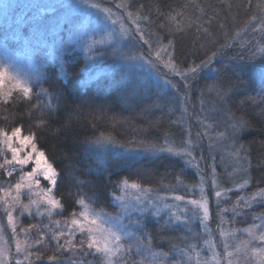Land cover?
<instances>
[{"label": "trees", "instance_id": "1", "mask_svg": "<svg viewBox=\"0 0 264 264\" xmlns=\"http://www.w3.org/2000/svg\"><path fill=\"white\" fill-rule=\"evenodd\" d=\"M102 2L113 10L124 8L134 15L139 13L141 17L148 16V21H138L145 38L154 48L159 47L158 40L164 45L171 40L172 46L168 51L180 69L198 64L216 51L219 45L230 43L231 47L225 48L224 54L217 56L212 66L219 67L221 63L228 65V76L235 79L239 75L240 79L246 81L243 88L247 95L255 96L261 90L259 78L252 71L254 66H258L259 60L252 62L239 59L240 56L248 57L249 48L260 40L261 34L251 31L257 22H250L251 16L259 15L258 0ZM117 4L125 7H117ZM170 12L182 13V16H177L180 21L178 27L182 30H177V26L167 20ZM123 15L126 20V12H123ZM126 24L130 25L128 22ZM161 24L166 27L161 28ZM205 29L207 31H204ZM252 50L255 51L254 48ZM69 54L62 55L66 61L63 73L52 61L40 65V80L34 85L30 100L25 99L23 94L16 90H9L11 96L0 95V129L11 132L14 127L20 126L24 135L35 132L38 147L54 161L60 172V179L53 194L61 199L63 209L52 215L51 223L47 224L48 228L43 227L44 219L38 221L25 216L21 220V228L26 227L25 235L33 245L26 249L31 255L25 257L27 260L24 264H54L47 259L51 255L60 256L61 264H72L83 256L79 247L75 254L63 249L57 251V241L52 239L54 233L62 231V227H56V222L58 221L60 226L63 221L65 227L68 218H71L74 212L78 213L80 206L76 200L79 196L94 201L95 209L102 208L115 214L118 206L114 204L112 197L113 194H119L116 186L123 179L135 181L161 193L167 188L194 185L199 177L194 168L186 167L184 161L175 156L161 154L136 157L132 154H117L108 148H97L89 143L101 132L111 133L117 144L124 143L122 148L132 151L141 149L136 143L139 140L163 143L165 133L176 141L185 139L191 127L192 115L188 112L184 123H172L180 115L177 112L179 105L175 101L186 91L184 85L174 79L171 80L177 85L174 90L161 91L153 86L144 87L136 83L131 72L123 73L121 67L110 68L109 72L88 79L83 73V57L76 51ZM231 57L237 59L231 60ZM213 78L214 73L205 69L191 81L192 85L190 84L187 91L194 94V99L199 96L201 98L200 90L206 83H211ZM41 88L47 89L57 97L52 100V104L57 106L56 111L43 108L48 98L35 95ZM207 94L209 93H205L203 97ZM5 99L7 103L4 102ZM239 100V96L234 97L228 108L237 115L245 114L252 122L251 127L239 133L237 139V145L243 144L249 150L252 160L251 181L246 194L264 188V163H261L264 160V119L257 115V108L250 103L240 106ZM37 104L40 107L33 108V105ZM169 107L175 111L169 112ZM146 108L148 111L144 112ZM39 120L46 121L47 127L37 128L36 122ZM128 141L132 143H126ZM3 173L4 170L0 169V181L3 179ZM70 174L84 183L78 185L71 181ZM177 177L180 183L177 182ZM237 196L238 193L233 194L231 199L236 200ZM253 208L258 217L264 216V202H259ZM30 225L35 227L29 229ZM143 231L152 236V251L168 252L173 244H179L182 237L178 228H166L161 231L160 224L148 218L144 220ZM42 233L44 239L40 244H35ZM63 238L59 243H63ZM79 241L80 237L76 236L77 245ZM84 250L87 251L86 244ZM131 259H128L127 264ZM84 260L91 261V264H100L101 258L90 254L84 257Z\"/></svg>", "mask_w": 264, "mask_h": 264}, {"label": "snow or ice", "instance_id": "2", "mask_svg": "<svg viewBox=\"0 0 264 264\" xmlns=\"http://www.w3.org/2000/svg\"><path fill=\"white\" fill-rule=\"evenodd\" d=\"M82 3L85 7L97 11L96 25L100 24L101 17L99 14H102V18L105 22L110 21L111 25L109 26L108 23H105L102 27H94L92 19H88L87 24L82 25V27L87 30L85 35L88 42L84 45V51L89 53V60H93L99 53V49L95 47L97 45H112L114 43L118 44L122 40L135 39V36L118 17L113 19L115 14L110 8H101L96 0H82ZM117 7L125 6L117 4ZM257 8L259 15L254 14L251 16L250 22H257L255 27H252L251 31L253 33H260V40L249 48L248 57H239L240 60L248 59L252 62L259 60L258 66H254L252 69L255 76L259 78L261 85V90L255 96L245 94L243 85L246 84V81L240 79L239 75H237L235 79L227 75L228 65L221 63L219 67L212 66L217 56H222L224 54L223 50L227 47H231L230 43L219 45L216 51L206 56L205 59L201 60L198 64L189 65L184 69H180L178 65L173 62L172 54L168 51L172 46L171 40H169L167 45L162 44L160 40H158V49L154 53L150 51V55H155L156 61L163 63L164 67L169 68L173 75L179 76L181 80L184 81L185 89H189L191 81L196 79L205 69L214 73L212 82L206 83L200 90L201 97H203L205 93L213 94L219 102V106L215 110L222 112L224 117H226V121L224 130L215 133V139L210 143L209 147L212 149L214 145L224 146L229 150V155L235 160L236 167L234 172L241 173V182L235 185L236 190L239 191H242L250 184L252 160L250 159L249 150L245 148L243 144L237 146V139L239 133L251 127L252 122L243 113L237 115L236 112L228 108V104L233 101L234 97L239 96L240 106L250 103L253 107L258 109L257 115L261 119H264V0H258ZM126 14L129 21L136 26V34L139 35L140 40L148 44L151 50L152 44L149 40L145 39L140 24L138 23L141 19L148 21L149 17H141L139 13L134 15L130 11ZM160 14L163 15V13ZM177 16H182V13L173 14L170 12L167 20L174 26H177V30H182L178 27L180 21L177 20ZM117 25H119L118 28ZM160 26L161 28L166 27L165 24H161ZM189 26L191 25L189 24ZM204 31H207V29ZM88 32H91V35H88ZM237 35H239V33H237ZM241 47H243V45H241ZM253 48L255 51L252 50ZM63 50L64 49L61 48V51ZM112 51L115 53L117 49L113 47ZM162 53L168 55L169 59L167 61L162 60ZM128 59H135V57H128ZM139 59H144V57L141 56ZM230 59L235 60L237 57H231ZM156 61L147 60V63L151 67L156 68ZM6 77L11 83L12 89L21 92L23 97L29 100L32 98L34 85L39 83L40 80L38 75H28L26 77H20L18 74L11 75L8 68L0 67V95L6 97L12 94L11 91L7 93L3 92ZM165 84L170 85L172 88H177V85L167 78H165ZM35 95L37 97L42 95L48 98L47 103L43 105L45 110L56 111L57 106L52 104V100L57 97L51 92L41 88ZM4 102L7 103V99H5ZM190 102V93L185 91L184 94L179 97V100L175 101V103L179 105L180 115L176 120L172 121V123L180 124L185 122V116L188 114L186 105ZM201 104L203 105V100H201ZM37 107H40V105H33V108ZM143 111L147 112L148 109L146 108ZM174 111V108L169 107V112ZM201 111H203V107ZM197 119L202 124L204 123V121L200 120L199 116H197ZM36 127H47V122L39 120L36 122ZM210 127H212V125L205 124L204 131L205 135L209 136V139H212L208 133ZM89 143L95 145L97 148L104 149L109 145L113 148L125 146L124 143L117 144L111 133L104 132H101L94 140H90ZM126 143L131 144L132 141ZM136 143L145 152L152 154L167 153L170 156L179 157L184 161L185 165H192L193 161L196 160V157L192 155V149L196 145L190 138V131L189 136L181 141L171 139L169 134L165 133L163 143L146 140H139L136 141ZM6 152L11 153V159L7 158ZM21 153H23V155H21ZM0 156L5 157L3 163H0V169H4V175L11 176L13 171L20 172L19 180L14 185L9 184L7 190L0 185V192L4 193V197H10V200L4 198L2 202L3 209L7 215L8 225L11 227L14 235L16 234V220L13 216L14 209L19 208L22 213L28 212L31 215V208L35 207L37 215L44 216L46 214L49 218H51L53 214H56L57 209H63L61 199H58L53 194L60 179V172L55 167L54 161L46 155L44 150L38 147V139L35 132L24 135L20 126L14 127L11 132L0 129ZM261 163H264V160H262ZM29 165H31V170H25L26 166ZM17 166L19 167L17 168ZM257 166L259 167L260 165L258 164ZM9 167H11V171L8 170ZM41 178L47 182L49 185L48 187H44L41 184ZM69 178L78 185L84 183L74 175L70 174ZM177 182L180 183L179 177H177ZM201 183H203V177L201 178ZM212 184L214 188L218 187L215 168H213ZM116 187L120 191V195L113 194L112 197L113 201L118 203L119 206L116 215L113 216L102 208L99 210L95 209L93 207L94 201H91L88 197L79 196L76 203L80 206V212L78 215L75 212L72 214L71 225L68 227V231L64 232L62 230L53 234L52 239L57 241V251L63 249L65 251H72L73 254H75L77 247H79L83 252V256L80 257L79 260L73 261L72 264H91V261L84 260V257L90 254L93 257H101L103 264H127L133 248H135L138 254L143 250L150 255L152 261H150L149 264H192L193 260H195V264H220L221 256L220 253L216 251L218 245L214 242L212 238L213 233L206 223L209 220V207L208 199L203 194V188H201V199L199 201L191 200L188 201V203H191L203 212L202 217H200V225L207 236V238L203 240V243L211 253L210 256L204 258L201 257L199 245L192 243H186L184 248H180L173 244L168 252L152 251V236L143 231L144 220L148 216L156 218L158 224L163 220V223L160 224L161 231L166 228H187L190 231V221L198 216L197 211H193L192 217H189L186 214L187 211H189L188 209H178V205L167 203V197H153L151 195L154 191L152 188L144 187L135 181L130 182L127 179H123ZM13 189L15 190V195L11 194ZM22 190L27 191L25 193ZM224 191L231 192L233 189L227 188L224 189ZM24 194L29 196L28 204L23 203L21 200V196ZM221 195V191L215 192L216 197L219 198ZM33 196L37 198L33 199ZM172 199L175 201H184L185 197L183 195H173ZM258 201L264 202V188H258L256 192L247 197L243 195L238 196L232 208L234 218L235 216L243 215L244 209H250L253 204ZM221 211L227 210L224 209ZM163 214H166V218H164ZM261 218H264V216ZM254 219H256V217H254ZM125 220H128L127 224L124 223ZM223 223L224 220L222 219L221 226L219 227V236L223 241V259L227 260V264H239V257L237 256L235 260L232 259V257L234 253L238 254L241 252H243L245 256L251 252L252 255L260 258V264H264V247L257 248L251 246L252 240H258L261 244H264V225L253 224L244 229L226 230L222 226ZM33 227L35 226L30 225L29 229ZM43 227L48 228L47 225ZM56 227H59L58 221L56 222ZM256 230H259L258 235ZM2 231L3 229L0 228V232ZM21 231L25 230L21 229ZM238 231L246 232L251 239L238 240L236 238V233ZM77 232H79L82 237H85L79 241V245L75 243ZM64 236H67L68 239L65 240L63 244L59 243V240ZM43 239L44 234L42 233L40 239H37L34 243L40 244ZM183 239L188 240L189 238L185 236ZM229 239L234 243L230 244ZM124 240L132 241V243L125 246L123 243ZM85 244L87 251L84 250ZM32 246V243L27 241L22 243L20 240H17L16 252L19 254L24 251L25 247L31 248ZM230 248L233 250L229 251ZM173 252L179 257H182V259L171 260ZM28 255H31V253ZM157 258L159 259L157 260ZM10 259L9 253L5 249L0 248V264H6ZM47 259L50 262H54V264H61L60 256L51 255L48 256ZM16 264H21V261L17 259ZM134 264H144V261L142 259L138 262H134Z\"/></svg>", "mask_w": 264, "mask_h": 264}, {"label": "rangeland", "instance_id": "3", "mask_svg": "<svg viewBox=\"0 0 264 264\" xmlns=\"http://www.w3.org/2000/svg\"><path fill=\"white\" fill-rule=\"evenodd\" d=\"M96 2L100 4L101 8H109L102 0H96ZM111 10L115 14L113 19L118 17L135 36V39L122 40L118 44L114 43L112 45H97L95 47L99 49V53L93 60H89V53L84 51V45L88 42L85 35L87 30L83 28L82 25L87 24L88 19L93 20L94 27H102L105 23H108L109 26L111 25L110 21L105 22L103 20L102 14H99L101 17L100 24L96 25L97 11L85 7L82 0H0V67L8 68L11 75L18 74L20 77L38 75L40 77V65L52 61L60 69L61 73H63V65L66 61L62 55L65 53L70 55L69 53L76 51L83 57V73L88 79H93L94 76L96 77L97 75L104 74V72L107 73L106 71L109 72L110 68L121 67L123 73L124 71L127 73L131 72V75L136 79V83L144 87L153 86L155 89H160L161 91H166L168 89L174 90L170 85L165 84V78L169 80L175 79L176 82L184 85V81L181 80L179 76L173 75L169 68L164 67L163 63L156 61L154 54L150 55V51L154 53L158 47H152L150 50L149 45L140 40L139 35L136 34V26L133 25L128 18H126V20L124 18L123 12L127 13V11H125L124 8L119 9V11L118 9ZM126 22L130 23V25L126 24ZM118 27L119 25H117V28ZM88 35H91V32H88ZM113 47L117 49L115 53L112 51ZM61 48L64 50L61 51ZM141 56L144 57V59H139ZM128 57H135V59H128ZM147 60L156 61L157 67H151L147 63ZM162 60L167 61L168 55L162 53ZM9 90L14 89H12L11 83L6 77L3 92L7 93ZM185 90L187 91L188 89ZM193 97L194 94L190 93L191 102L188 103L186 107L187 112L192 115L189 131L190 138L196 145L192 149V155L196 157V160L193 161L192 165H186V167L194 168L197 171L199 176L198 181L191 186L184 185L183 187L167 188L162 190L161 193L153 191L151 195L153 197H167V203L178 205V209H188L189 211H187L186 214L189 217H192L193 211L198 212V216L190 221V231L187 228H178L182 233V237L179 244L176 245L180 248H184L186 243L198 244L201 250V257L204 258L210 256L211 253L203 243V240L207 238L200 225V217H202L203 212L196 206L188 203V201L191 200L199 201L201 199V188H203V194L208 199L209 207V220L206 223L213 233L212 238L214 242L218 245L216 251L220 253L221 256L220 264H227V260L223 259V241L219 236V227L221 226L222 219L224 220L222 225L223 228L226 230H233L248 228L253 224L264 225V218L258 217L254 212L255 209L253 207H255L259 201L253 204L250 209H244L243 215L235 216L234 218L232 208L237 199L232 200L231 196L238 193V196L243 195L247 197L252 193L249 192L245 194L247 186L242 191L236 190V183L241 182V173L234 172L236 167L235 160L229 155V150L224 146L214 145L212 149L209 147L210 143L215 139V133L223 131L225 127L226 117H224L222 112L215 110L219 106V102L211 93L207 94L206 97L200 98L199 96L195 99ZM201 100H203V105L201 104ZM202 107L203 111H201ZM177 112L180 113L179 110H177ZM197 116L200 117V120L204 121L203 124L198 121ZM205 124L212 125V127L208 129V133L212 139H209V136L205 135ZM189 131H187L186 138L189 136ZM107 148L117 154H132L136 157L140 155L157 156L167 154H152L145 152L143 149L132 151L123 149L122 147L113 148L111 145ZM21 155H23V153H21ZM6 156L8 159H11L10 152H6ZM4 159V156H0V163H3ZM18 167L19 166H17V168ZM213 168H215L218 181V187L216 188H214L212 184ZM8 170L11 171V167H9ZM25 170L30 171L31 165L26 166ZM19 176V171H13L11 176L3 175L0 185L7 190L9 184L14 185L19 180ZM202 177L203 183H201ZM41 184L44 187L49 186L42 178ZM227 188H231L233 191L225 192L224 189ZM22 191L26 193L27 190ZM216 191L222 192L219 198L215 196ZM11 194L15 195L14 189ZM118 195H120V191ZM173 195H183L185 200L175 201L172 199ZM4 198L10 200V197H4V193L0 192V228L3 229V231L0 232V248L5 249L11 257L10 261H7L6 264H16L17 259L21 261V264H24L27 260L25 257L29 254L26 252L28 247H25L24 251L19 254L16 252L17 240H20L22 243L29 241L25 235L27 231L26 227L21 228V220L25 216L38 221L44 219V223L47 225L51 223L52 217L49 218L46 214L44 216L37 215L35 207L31 208V215L28 212L22 213L19 208H16L13 210V216L16 220V234L14 235L11 227L8 225L7 215L3 209L2 201ZM32 198L36 199L37 197L33 196ZM21 200L23 203L28 204L29 196L24 194L21 196ZM114 204L118 206V203L114 202ZM224 209L227 211H221ZM59 210L60 209L56 210V214ZM117 210H119V206ZM79 212L80 209L77 215ZM112 215L114 216L116 213ZM163 215L164 218H166V214ZM254 217H256V219H254ZM147 218L156 221L154 217L148 216ZM71 219L72 217L68 218L65 227L64 222H61L59 226L62 227L61 230L64 232L68 231V227L71 225ZM124 223L127 224L128 220H125ZM162 223L163 220H161L159 224ZM21 229L25 231H21ZM256 231L258 235L259 230ZM76 236L80 237L81 240L82 236L79 232L76 233ZM185 236L189 239L184 240L183 237ZM236 238L238 240L251 239L246 232L242 231L236 233ZM67 239L68 237L64 236L62 242L64 243ZM123 243L127 246V244L132 243V241L124 240ZM229 243L233 244L234 242L229 239ZM251 246L260 248L264 247V244H261L258 240H252ZM232 250V248L229 249V251ZM237 256L239 257V264H260V258L252 255L251 252H249L247 256H245L243 252L238 254L234 253L232 259L235 260ZM129 259H131L130 261L132 264L142 259L144 264H149V262L152 261V257L145 251L142 250L138 254L135 248H133ZM158 259L159 258H157V260ZM176 259H182V257H179L173 252L171 260ZM131 262H129V264ZM100 264H103L102 258ZM192 264H195V260H193Z\"/></svg>", "mask_w": 264, "mask_h": 264}]
</instances>
